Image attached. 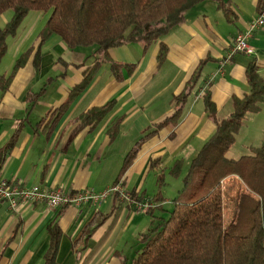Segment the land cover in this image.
I'll return each mask as SVG.
<instances>
[{"label":"crops","instance_id":"obj_1","mask_svg":"<svg viewBox=\"0 0 264 264\" xmlns=\"http://www.w3.org/2000/svg\"><path fill=\"white\" fill-rule=\"evenodd\" d=\"M221 1L227 14L218 0H201L187 8L180 23L147 46L128 42L109 48L107 54L118 64L117 69L111 70L109 63L102 61L69 100V91L97 58L94 48L89 52L84 46L69 48L55 34L39 42L36 36L45 20L32 37L40 11L26 14L15 34L6 39L0 59V75L6 76L16 58L32 48L25 63L0 90V149L5 147L0 180L57 188L64 193L82 189L100 192L120 182L135 200L146 199L151 207L135 212L114 196L97 205L81 203L56 209L42 201L10 209L0 200V264H43L49 244L46 226L52 221L60 230L57 264L132 263L141 246V234L152 227L153 216H160L155 211L162 204H171L174 197L167 201L169 193L163 182L160 195H156L158 175L162 181L166 175L171 177L168 168L181 159L182 184L191 158L214 129L203 107V94L208 93L216 117L223 118L232 110V98H241L247 91V64L253 61L257 72L264 74V24L254 27L246 38L249 54H228L234 36L246 29L264 5L260 7V0ZM5 11L0 13V28L11 16ZM160 44L164 57L157 60ZM36 49L39 55L34 64ZM196 69L198 79L176 124H165L141 139L133 159L120 174L126 152L172 112L174 97ZM108 101L112 107L104 117L75 130L78 115ZM263 112L264 102L257 114L245 115L226 158L248 153L247 121ZM114 124L117 131L110 138L108 130ZM222 182L229 188L223 189L232 195V206L242 188L237 184L232 187V176ZM228 202L224 200L225 205ZM230 211L224 208L223 215ZM94 216L100 224L81 238L84 225Z\"/></svg>","mask_w":264,"mask_h":264},{"label":"trees","instance_id":"obj_2","mask_svg":"<svg viewBox=\"0 0 264 264\" xmlns=\"http://www.w3.org/2000/svg\"><path fill=\"white\" fill-rule=\"evenodd\" d=\"M198 1L201 0H0V13L5 10L11 12L9 20L0 28V59L6 50V39L15 34L26 14L48 11L36 36L39 42L55 34L69 48L95 46L93 53L97 58L92 66L83 70L81 80L69 91V100L85 86L102 61L108 62L111 70L117 69L118 64L107 54L109 48L128 42L147 46L180 23L187 8ZM218 5L227 14L223 1L218 0ZM259 5L263 6L264 0H260ZM159 20L161 24L155 25ZM31 51L29 47L22 52L8 74L0 75V90L9 84ZM34 54L36 64L37 49ZM163 57L164 46L160 44L157 60ZM198 74L196 69L174 97L172 112L155 123L154 129L126 152L120 174L133 159L141 139L165 124H176ZM245 79L247 91L241 98H232V110L226 117L217 118L208 93L203 94V107L214 129L191 158L181 178L182 187L171 199L168 215L153 216L152 227L141 234V246L131 264H264V129L260 144L250 146L247 154L229 159L225 157L245 115L258 112L264 102V74L257 72L253 61L245 68ZM111 107L112 101H108L81 113L76 118L79 123L75 130L98 122ZM116 131L117 124H114L108 130L109 137L112 138ZM4 150L5 147L0 149V162ZM182 165L181 159H175L167 173L171 177H179ZM229 176L235 180L232 187L237 184L242 188L233 199L232 206L229 188L222 186V181ZM162 182L158 175V196ZM224 200L229 202L225 205ZM224 208L232 210L231 214L224 216ZM149 214L151 216L152 213ZM225 220H230L226 226L223 225ZM100 222L97 216L89 220L82 229L81 238L88 237ZM46 230L49 244L43 254V264H57L55 256L60 230L55 221L50 222Z\"/></svg>","mask_w":264,"mask_h":264},{"label":"built area","instance_id":"obj_3","mask_svg":"<svg viewBox=\"0 0 264 264\" xmlns=\"http://www.w3.org/2000/svg\"><path fill=\"white\" fill-rule=\"evenodd\" d=\"M262 24H264V10L247 24V27L243 32L237 33L234 36L228 54L230 55L234 52L249 54L251 49L246 42V38L250 35V32L254 27ZM203 88L205 89V87ZM108 196H114L120 202L130 204L132 210L135 212L149 210L151 207L146 199L143 201L135 200L130 193L122 188L120 182H114L100 192H94L90 189H82L72 193H64L57 188L44 189L37 185L24 186L19 182L0 180V200L5 201L10 209H15L21 205L37 201L44 202V204L50 209L61 208L64 206L76 207L81 203L97 205Z\"/></svg>","mask_w":264,"mask_h":264},{"label":"rangeland","instance_id":"obj_4","mask_svg":"<svg viewBox=\"0 0 264 264\" xmlns=\"http://www.w3.org/2000/svg\"><path fill=\"white\" fill-rule=\"evenodd\" d=\"M5 12H9V10H6ZM48 16V11L46 12H39V16L36 19V21L34 22L35 27L33 29L32 32V37L33 35L37 32V30L41 27V25L44 23V20H46ZM161 24V21H157L155 23V25H159ZM84 48L88 49V52L93 50V48H95L94 45H90V46H84ZM254 114V113H253ZM257 114V113H256ZM251 121H247V126H246V130H245V134H249V139L247 138L248 142H247V146H257L260 144V141L262 139V130L264 129V112L262 114L259 115H252L251 117ZM242 129V128H241ZM240 131V130H239ZM168 175H166L165 179L163 180V189H165V187L167 188L166 192L169 193V196H167V201L170 197H172L173 195H176V191L180 190L182 187L181 181H180V177H176L177 179H175V177H167ZM177 189V190H176ZM168 195V194H167ZM171 209V204L170 202L162 204V208L161 209H157L155 211V213L157 215L166 217L168 215V211ZM230 220H225L223 222V225L226 226L229 223Z\"/></svg>","mask_w":264,"mask_h":264}]
</instances>
